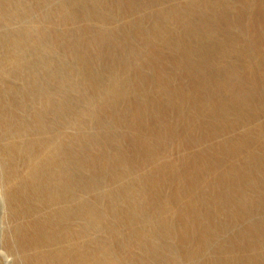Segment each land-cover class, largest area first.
I'll use <instances>...</instances> for the list:
<instances>
[{
  "label": "rangeland",
  "instance_id": "1",
  "mask_svg": "<svg viewBox=\"0 0 264 264\" xmlns=\"http://www.w3.org/2000/svg\"><path fill=\"white\" fill-rule=\"evenodd\" d=\"M14 8L0 56L20 33L29 76L13 73L22 93L7 99L32 96L36 143L56 149L41 178L57 198L36 207L51 249L83 264H264V0ZM1 193L0 264H20Z\"/></svg>",
  "mask_w": 264,
  "mask_h": 264
},
{
  "label": "bare ground",
  "instance_id": "2",
  "mask_svg": "<svg viewBox=\"0 0 264 264\" xmlns=\"http://www.w3.org/2000/svg\"><path fill=\"white\" fill-rule=\"evenodd\" d=\"M0 1H3L5 7V10L0 11V22L4 18L9 19V21L21 18L22 13L19 9L14 8L16 0ZM24 14L27 19L23 22L26 21V28L30 31L33 22H31L29 9L24 11ZM7 39L10 40V47L5 45L6 51L0 56V167L2 173L0 193L2 190L1 195L3 194L2 198L7 204V212L14 221L12 236L20 248L18 250L20 252L19 257L21 256L20 264H83L82 260L84 259L80 258L81 256H68L64 246L55 245L56 248L51 249L49 243L50 241L52 243L55 237L51 233L54 225L52 226L49 221L50 217L48 216L50 215L41 218L36 212V207L48 204L51 202L50 199L57 198L52 192L46 193L41 178V174L48 166L52 168L56 165L50 162L56 149L48 152L40 150L38 142L36 143L35 124L40 119L31 109L32 96L29 97L27 103L18 99L17 101L14 100L15 102L7 99L9 96H19L22 93L20 88L11 83L12 79L15 78L13 73H16L17 79L22 82L27 80L29 76L27 67L29 61L27 58H23L19 52L21 45L24 44V40L20 38V33L9 35ZM4 44L5 39L2 38L0 48ZM27 45L29 52H31V45H33L31 38L30 43L29 39L26 42ZM32 88L31 86V89H28L29 94L33 91ZM26 109L27 112L23 114ZM58 183L60 182L58 181ZM1 203L2 199H0V213H2L3 207ZM39 212H41L40 209ZM1 254L3 264H13L4 253L1 252ZM18 263L17 261L16 264Z\"/></svg>",
  "mask_w": 264,
  "mask_h": 264
}]
</instances>
